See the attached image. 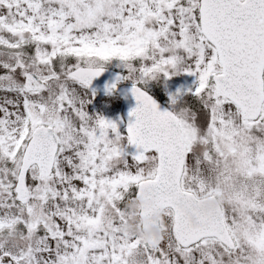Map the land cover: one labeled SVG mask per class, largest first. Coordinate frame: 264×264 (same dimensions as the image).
Segmentation results:
<instances>
[{"label": "snow or ice", "instance_id": "snow-or-ice-1", "mask_svg": "<svg viewBox=\"0 0 264 264\" xmlns=\"http://www.w3.org/2000/svg\"><path fill=\"white\" fill-rule=\"evenodd\" d=\"M112 58L123 132L87 111ZM182 73L159 110L144 85ZM0 94V264H264V0H0ZM213 190L192 229L179 203ZM145 192L162 241L125 228Z\"/></svg>", "mask_w": 264, "mask_h": 264}, {"label": "rangeland", "instance_id": "rangeland-1", "mask_svg": "<svg viewBox=\"0 0 264 264\" xmlns=\"http://www.w3.org/2000/svg\"><path fill=\"white\" fill-rule=\"evenodd\" d=\"M109 67L114 70H118L125 74V69L122 66V62L118 58H112L110 61L104 64V68ZM119 84H131L130 80H122ZM194 86V77L187 74H179L170 76L169 78H165L162 75L154 80H150L144 85V89L158 98L159 101H163V103L171 110V105L169 103L170 96L177 93L178 90L184 91L185 89H189ZM91 92V90L89 89ZM160 94V97L155 94ZM2 95V94H0ZM182 99L186 100L187 96H183ZM179 103V102H178ZM121 98L113 94V92L106 94L105 96L95 94L94 98H92L91 103L87 105V111L90 115H97L103 117L106 120H111L118 124V128L121 132L124 131V120L121 118ZM216 194H219V203L222 208H226L228 206V192L226 190H213ZM197 197L202 196L203 194L195 193ZM124 208L127 212V222L125 224V228L140 237H143L142 231L140 229V218H138L139 207L137 206L134 199H130L124 205ZM161 226H162V235L163 238L167 236L168 230L171 227V219L167 211H164L161 214ZM131 225V228H129Z\"/></svg>", "mask_w": 264, "mask_h": 264}, {"label": "water", "instance_id": "water-1", "mask_svg": "<svg viewBox=\"0 0 264 264\" xmlns=\"http://www.w3.org/2000/svg\"><path fill=\"white\" fill-rule=\"evenodd\" d=\"M118 71H114L108 68H105L99 77L93 79L89 88L98 93H106V86L112 84L113 82H117V76H122ZM132 85H120L116 86L115 90L118 96L122 99V118L125 121V128L128 120L130 119L128 116L129 111L136 106V100L131 94ZM148 94V92H146ZM149 95V94H148ZM151 98L157 103L159 110H168L165 106L161 105L152 95ZM124 128V129H125ZM128 150L131 152L134 151L132 146H129ZM195 200L194 206L185 205L183 202L179 203V209L185 219V222L192 229H199L204 222L217 213L220 208L218 203H216L214 198L208 199H200ZM136 200L140 206L139 218H141L143 233L145 234L151 229L158 230L161 232V223H160V214L166 210L167 208L158 205L150 193H143L142 195L136 196ZM145 236V235H144ZM146 240H157L159 239L153 235L151 237H145Z\"/></svg>", "mask_w": 264, "mask_h": 264}, {"label": "clouds", "instance_id": "clouds-1", "mask_svg": "<svg viewBox=\"0 0 264 264\" xmlns=\"http://www.w3.org/2000/svg\"><path fill=\"white\" fill-rule=\"evenodd\" d=\"M129 228H131V225H129ZM144 235H145V237H151V236L155 235L159 240H161V241L163 240L162 233H160L158 230H155V229L149 230Z\"/></svg>", "mask_w": 264, "mask_h": 264}, {"label": "flooded vegetation", "instance_id": "flooded-vegetation-1", "mask_svg": "<svg viewBox=\"0 0 264 264\" xmlns=\"http://www.w3.org/2000/svg\"><path fill=\"white\" fill-rule=\"evenodd\" d=\"M218 195L219 194H216V192H214V191H212V193L211 194H203L202 196H200L201 198H205V197H214L217 201H218V203H219V197H218ZM199 197V198H200ZM221 205V204H220Z\"/></svg>", "mask_w": 264, "mask_h": 264}, {"label": "trees", "instance_id": "trees-1", "mask_svg": "<svg viewBox=\"0 0 264 264\" xmlns=\"http://www.w3.org/2000/svg\"><path fill=\"white\" fill-rule=\"evenodd\" d=\"M153 94H155L156 96L160 97V94H156L155 92H154ZM187 99H188V97H187ZM187 99H186V100H187Z\"/></svg>", "mask_w": 264, "mask_h": 264}]
</instances>
